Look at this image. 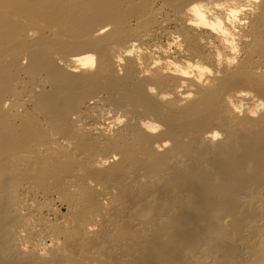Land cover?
Masks as SVG:
<instances>
[{
	"label": "bare ground",
	"instance_id": "6f19581e",
	"mask_svg": "<svg viewBox=\"0 0 264 264\" xmlns=\"http://www.w3.org/2000/svg\"><path fill=\"white\" fill-rule=\"evenodd\" d=\"M0 264H264V0H0Z\"/></svg>",
	"mask_w": 264,
	"mask_h": 264
},
{
	"label": "clouds",
	"instance_id": "9594fccd",
	"mask_svg": "<svg viewBox=\"0 0 264 264\" xmlns=\"http://www.w3.org/2000/svg\"><path fill=\"white\" fill-rule=\"evenodd\" d=\"M205 71H208L207 69H205Z\"/></svg>",
	"mask_w": 264,
	"mask_h": 264
}]
</instances>
